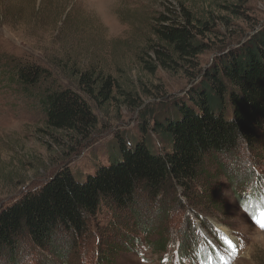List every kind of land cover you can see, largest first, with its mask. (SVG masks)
Listing matches in <instances>:
<instances>
[{
    "label": "rangeland",
    "instance_id": "374dc122",
    "mask_svg": "<svg viewBox=\"0 0 264 264\" xmlns=\"http://www.w3.org/2000/svg\"><path fill=\"white\" fill-rule=\"evenodd\" d=\"M182 8L197 25L210 27L198 36L206 48L190 62L173 57L163 68L154 58L151 47L159 40L151 29L159 14L181 13ZM263 25L264 0H0V208L65 168L82 182L98 166L109 165L119 157L116 134L122 133L127 143L141 137L142 112L151 107L160 115L162 105L165 110L190 88L189 72L213 64L218 46L235 45ZM12 61L37 64L49 75L25 91L5 76L6 70H13ZM91 66L110 75L116 99L92 105L98 124L88 138L63 131L46 134L44 112L35 98L38 88L71 85L75 74ZM133 98L139 107L129 104ZM153 146L163 148V143L153 141ZM203 169L191 200H182V206L173 202L168 187V195L158 199L139 192L135 203L115 211L119 217L103 216L100 210L93 223L98 227L92 239L98 238L97 253L90 238L76 249V239L62 231L43 250L21 235L13 257L5 251L0 264H94L95 257L96 264H177L172 247L156 251L149 242L162 236L166 219L168 224L181 218L194 220L190 231H197V238L213 241L220 255L211 264H264V230L245 211L240 186L250 178L257 183L264 179V130L250 147L241 142L234 150L206 156ZM208 226L215 227L225 245L230 246V240L235 247L221 248L208 235ZM135 240L140 243L134 247Z\"/></svg>",
    "mask_w": 264,
    "mask_h": 264
},
{
    "label": "trees",
    "instance_id": "16d2710c",
    "mask_svg": "<svg viewBox=\"0 0 264 264\" xmlns=\"http://www.w3.org/2000/svg\"><path fill=\"white\" fill-rule=\"evenodd\" d=\"M156 21L151 34L159 43L151 48L159 66L168 68L173 57L189 61L205 50L198 36L210 27L206 23L197 25L187 9L182 8L181 13L168 10V14H159ZM240 40L235 45L218 46L219 55L210 67L189 72L190 88L165 110H161L162 105L160 115L151 107L142 112L141 137L127 143L122 133L116 134L115 151L119 157L109 165L98 166L82 182L65 168L37 190L19 194L0 208V256L6 251L12 258L21 235L43 250L52 243L57 231L76 239V249L81 247V241L90 238V246L97 253L101 251L99 244L94 243L98 238L92 239L98 227L93 223L100 210L104 209L103 216L111 213L119 217L115 211L135 203L139 192L158 199L168 195V187H172L173 202L182 206V200H191L206 156L234 150L241 142L248 147L256 142L264 130V25ZM144 64L154 70L148 61ZM9 69L5 71L8 81L25 91L39 86L49 75L48 70L34 63L13 64V70ZM115 87L110 75L91 66L75 74L71 85L50 83L38 88L35 98L45 116L43 131H63L88 138L98 124L92 105L115 100ZM129 104L140 106L134 98ZM158 140L163 148L153 146V141L159 144ZM240 186L242 205L253 221V216L264 210V179L257 183L250 178ZM184 215L189 217L188 211ZM174 221L167 224L166 219L165 232L159 240L149 242L156 251L172 247L177 264H211L212 259H218L220 253L213 241L201 234L202 238H197L198 232L190 231L194 220ZM207 230L216 244L230 250L219 239L215 227L208 226ZM149 233L145 230L146 235ZM138 243L135 240L133 246Z\"/></svg>",
    "mask_w": 264,
    "mask_h": 264
},
{
    "label": "snow or ice",
    "instance_id": "6c2138e0",
    "mask_svg": "<svg viewBox=\"0 0 264 264\" xmlns=\"http://www.w3.org/2000/svg\"><path fill=\"white\" fill-rule=\"evenodd\" d=\"M253 221L256 226H258L261 230H264V210L260 211L257 216H253ZM230 247H235L232 241H227Z\"/></svg>",
    "mask_w": 264,
    "mask_h": 264
},
{
    "label": "bare ground",
    "instance_id": "6f19581e",
    "mask_svg": "<svg viewBox=\"0 0 264 264\" xmlns=\"http://www.w3.org/2000/svg\"><path fill=\"white\" fill-rule=\"evenodd\" d=\"M223 233H225V231H223ZM226 234V233H225Z\"/></svg>",
    "mask_w": 264,
    "mask_h": 264
},
{
    "label": "clouds",
    "instance_id": "9594fccd",
    "mask_svg": "<svg viewBox=\"0 0 264 264\" xmlns=\"http://www.w3.org/2000/svg\"><path fill=\"white\" fill-rule=\"evenodd\" d=\"M262 235H264V233H262Z\"/></svg>",
    "mask_w": 264,
    "mask_h": 264
}]
</instances>
